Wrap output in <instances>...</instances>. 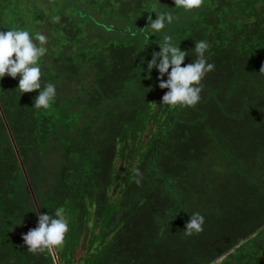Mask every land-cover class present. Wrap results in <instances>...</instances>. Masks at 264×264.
<instances>
[{
	"label": "trees",
	"instance_id": "trees-1",
	"mask_svg": "<svg viewBox=\"0 0 264 264\" xmlns=\"http://www.w3.org/2000/svg\"><path fill=\"white\" fill-rule=\"evenodd\" d=\"M154 5L174 17L156 34ZM13 28L46 49L34 66L56 94L37 110L39 90L0 80V264H264V0H0ZM166 35L182 66L210 45L195 107L161 104L147 72ZM57 208L61 250L29 253L22 234Z\"/></svg>",
	"mask_w": 264,
	"mask_h": 264
},
{
	"label": "clouds",
	"instance_id": "clouds-1",
	"mask_svg": "<svg viewBox=\"0 0 264 264\" xmlns=\"http://www.w3.org/2000/svg\"><path fill=\"white\" fill-rule=\"evenodd\" d=\"M174 3L177 8L192 10L199 9L204 0H174ZM153 12L157 14V18L153 19L150 13L148 25L144 28H150L152 34H156L165 27V22L171 24L174 17L170 12L158 10L155 5ZM60 19L59 16H54L52 22L59 23ZM108 30L110 31L111 28ZM35 39L41 45L46 41V37L39 33H36ZM158 44L160 50L154 52L152 59L147 61V72L151 73L154 68L158 69L159 87L169 89L162 97L161 104L171 107H195L201 99L202 78L206 73L213 71L215 67L214 64L208 63L205 57V52L210 45L204 40L195 41V45L191 49L194 61L182 66L189 53L180 47H176L172 43L171 36H164L163 42ZM45 52L46 49L43 46L38 48L34 45L29 32L26 30L13 28L7 32L0 31V80L6 74L12 78L19 75L20 79L16 90L22 94L39 90L33 107L37 110L42 108L47 111L50 109L51 103L54 102L55 87L48 83L42 89L40 83L41 69L39 66H34L37 65L38 58ZM14 55L15 59H13ZM170 67L171 71H169ZM259 73L264 75V65L261 66ZM165 74H167L166 80L164 79ZM133 171L134 182L140 185L143 180V173L139 169ZM203 223L204 217L199 213H194L190 215L184 230L189 236L193 232L200 233L203 231ZM68 231L69 226L63 208L55 210V217L49 213H39L38 226L22 234L24 247L33 255L53 248L59 251L65 243V234Z\"/></svg>",
	"mask_w": 264,
	"mask_h": 264
}]
</instances>
